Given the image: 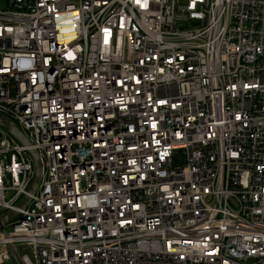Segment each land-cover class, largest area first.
<instances>
[{
    "label": "built area",
    "instance_id": "2783aa9c",
    "mask_svg": "<svg viewBox=\"0 0 264 264\" xmlns=\"http://www.w3.org/2000/svg\"><path fill=\"white\" fill-rule=\"evenodd\" d=\"M0 115V264H264V0H0Z\"/></svg>",
    "mask_w": 264,
    "mask_h": 264
},
{
    "label": "water",
    "instance_id": "95a60500",
    "mask_svg": "<svg viewBox=\"0 0 264 264\" xmlns=\"http://www.w3.org/2000/svg\"><path fill=\"white\" fill-rule=\"evenodd\" d=\"M0 124H3L8 129V131H10V133L14 135L21 143H29V140L25 133L11 118L0 115ZM30 153L32 154L35 162V175L28 189L29 195H25L23 200L18 203V206L20 208H25L30 203V195L34 194L37 191L42 180L43 165L39 152L37 150H31ZM17 214V210H8L5 213L0 214V229L7 225L10 221H12L17 216Z\"/></svg>",
    "mask_w": 264,
    "mask_h": 264
},
{
    "label": "rangeland",
    "instance_id": "374dc122",
    "mask_svg": "<svg viewBox=\"0 0 264 264\" xmlns=\"http://www.w3.org/2000/svg\"><path fill=\"white\" fill-rule=\"evenodd\" d=\"M8 229H10L11 228V226H9V224H7V226H6ZM26 253L27 254H29V256L30 257H32L33 258V254H32V251L31 250H26Z\"/></svg>",
    "mask_w": 264,
    "mask_h": 264
}]
</instances>
